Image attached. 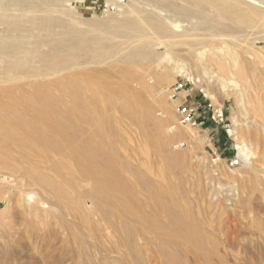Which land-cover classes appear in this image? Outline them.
Returning a JSON list of instances; mask_svg holds the SVG:
<instances>
[{"label": "bare ground", "instance_id": "6f19581e", "mask_svg": "<svg viewBox=\"0 0 264 264\" xmlns=\"http://www.w3.org/2000/svg\"><path fill=\"white\" fill-rule=\"evenodd\" d=\"M36 1L10 0L20 14L4 18L0 30V245L18 248L9 251L8 246V250L2 246L0 253L10 260H20V264H64L67 259L69 264H146L138 242V236H143L141 226H145L153 235L151 242L162 264H185L188 246L205 264H229L220 249L224 248L222 243L205 229L204 215L181 208L177 201L181 194L177 193L176 198L161 177L147 169L149 163L144 167L129 155L134 140L127 131L121 132L120 138L115 118L100 121L96 100L102 99L97 86L79 89L73 95L74 101L68 100L61 78L71 69L84 68L78 66L82 61H88L90 69L94 67L86 70L95 76L100 67H119L126 75L125 84L120 79L123 89L133 100L125 106L133 110L143 105L146 117H151L153 104L146 101L155 96L154 89L149 84V72L139 64L168 56L178 58L190 66L192 78L197 80L195 69L207 74L216 71L211 67H223L213 57L219 59L223 54L237 63L234 50L222 45L226 41L223 36L243 27L252 28L264 0H248L252 3L244 10L238 0H143L153 8L151 12L140 10L110 27L94 23L93 28L64 24ZM178 1L187 5H179ZM190 16L205 34L184 41L189 29H184L179 20ZM246 61L241 58L234 73L247 86V76L254 73L255 64ZM106 77L101 75L104 82ZM53 88L61 89V94ZM251 99L250 113L264 130V100L258 94ZM172 108L175 110V106ZM162 111L165 120H170L167 103ZM155 135L162 146L169 143L168 136L158 131ZM120 141L124 150L117 148ZM256 142L261 144L264 161V131ZM237 150L243 152L242 148ZM159 157L168 170L169 164L178 163L170 156ZM256 173L247 172L241 187L248 193L244 191L240 197L244 204L253 202L257 210L264 212V181ZM144 192L154 207L163 204L168 221L156 222L149 217L139 199Z\"/></svg>", "mask_w": 264, "mask_h": 264}, {"label": "rangeland", "instance_id": "374dc122", "mask_svg": "<svg viewBox=\"0 0 264 264\" xmlns=\"http://www.w3.org/2000/svg\"><path fill=\"white\" fill-rule=\"evenodd\" d=\"M238 1V6H241L243 10L248 3H252L248 0ZM143 2V0H124L121 3L117 0H38L37 3L39 6H44V8L47 7L48 9L46 10H50V15L60 18L64 24L70 23L77 27L83 26L91 28V24L94 23V25L107 24V26L110 27L124 18H127V16L131 17L135 15L140 12V10L145 13L151 12L153 8ZM178 4L183 6L187 5L184 1H178ZM47 5H49V7ZM51 10H54L55 12ZM263 10L264 8L259 10L258 19L252 28L243 27L240 29L241 31L237 33H227L223 36V39L226 41L222 45H224L225 49L232 48V50H234L237 63H240L241 58H243L245 61L247 60V64H255L254 67L256 69L246 65L247 67H251L254 72L253 74H248L246 79L248 80L246 81L247 86L242 85L244 84V81L240 80L235 74L238 67H236V65L239 63L237 64L233 59H229L227 56L221 54L219 59L213 57L212 60H214L216 64L222 63L223 69L221 68L217 70V68L211 67L212 70L216 71L207 74L202 73L201 70L197 71L195 69L194 74L198 80L195 82L196 86L194 88H185L180 92L177 98H170L167 89L171 85L181 81L185 76H193L192 73H190V66L185 65L183 62L179 61L178 58H171L170 56H168L169 58L162 57L158 60H149L150 62L143 60L139 64V67H142L143 70L149 72V84L152 89H154L153 96L155 95L152 98L150 97L151 100L149 101L143 99L144 101L151 103V105L153 104L152 107L154 109V112L152 111L151 113V117H146L144 113L145 108H142L143 105H140V108L135 107L133 110H128L125 106V104L132 99L127 97L128 95L123 89L125 84L124 78L126 75L124 77V74L118 70L119 67H114L112 70H106L104 67H97L98 70H102L97 71L101 74L99 73L95 76L89 72L94 70V67L90 69L91 66L89 67V62L82 61L78 64V66L80 65L79 67L84 66V68H78L82 73L80 71L77 72L78 69H74L75 72L71 69V71L69 70L70 72L68 71L69 74L66 73L67 76L64 73L65 75L63 74L64 76L62 75L63 77L61 78V86L63 92H65L64 94L68 95L66 96L68 100L74 101L73 95L78 92L79 89L86 86L89 88L91 86L90 89H92L97 86L96 90L99 93L100 99H102L99 100L98 98L96 100V106L99 109L98 111L100 114V121L105 120L106 118H115L117 124L116 133L118 132L120 138L122 139V134L127 131L126 134L134 140L133 143L135 144V147L129 152L131 153L129 155L132 158L139 159L144 167L145 165H149L148 167L150 168H146L149 169L150 172L152 171V173L155 172L158 178L161 177L160 181L165 184L166 188H168L173 195H176V198L178 194H181L180 200H177L181 208L192 214H197L196 211H198V214L201 213L200 215H204V225L207 226L205 229H207L211 238L222 243L224 248L220 247V249L222 250V254L226 255L225 257H227L226 259L229 264H264V212L259 209L257 210V207H255L256 204L254 205L253 202L251 203L247 200L248 204L247 202L244 204L240 197L244 191L246 194L248 193V190H243L241 187L243 182L248 178L247 172H257V178L264 181V161L262 158L261 144L256 142V139L263 135L264 130L256 121V118L250 113V105H252L251 98L253 95L255 96L258 94L264 100ZM0 12V30L3 27L2 23L6 17H10V15L13 14H20L19 11L16 12L15 6H11L10 0H0ZM57 13L59 15H57ZM29 14L31 13L26 15ZM179 22L184 29H189L187 31L189 34L186 32L187 38L184 41H189L188 38L192 36L200 38L205 34V32L196 28L199 25L197 20L192 16L180 18ZM192 28L195 30L190 32ZM174 35H178V33H174ZM232 35H234L235 39H233ZM177 38L178 37H175L173 41L176 42ZM190 40H192V38H190ZM84 70H86V72ZM86 73L89 75L87 76ZM255 73H257L258 77ZM101 75H108V77L105 78L106 82L103 81ZM251 75L253 76L251 77ZM70 76L73 77L71 78ZM83 77L87 79H83ZM99 77L101 80L97 79ZM121 77H123V79ZM112 79L115 80L113 81ZM120 79L123 80L124 84ZM249 80H251V82L253 80L254 82L251 83ZM112 83L115 90L111 88ZM106 86L108 88H106ZM109 86L110 89L113 90L110 91ZM116 86L118 88L120 87L119 89L121 91L119 89L116 91ZM69 87L71 89H69ZM196 87L203 88L207 98L215 104L223 107L227 122L230 124L231 131L229 135L220 128H216L207 122L197 127H185L177 123L176 108L181 101L186 99L187 102H195L203 105V97L201 93L195 89ZM249 88L252 90H248ZM57 89H55L54 92L59 94L60 91L61 94L62 90L58 89L57 91ZM102 91L104 93L107 91L108 93L104 94ZM154 91H156V93ZM156 94L159 95L157 96ZM123 96L126 97L123 98ZM101 101H103V103ZM164 103H167L168 106H170V120H165L166 116H164L165 114H163L162 111ZM172 106H175V110H173V108L171 109ZM172 120H175V123ZM157 131L169 137V143H167L166 146H162L159 143L160 137L157 138L158 136L155 135ZM121 132L123 133L121 134ZM142 133H144V135ZM120 142L121 143L117 148H123L122 150H124L122 141ZM137 143L140 150H137ZM238 147L243 149V152L240 154L237 153L239 151L237 150ZM141 150L145 151L143 152ZM153 150L154 152L157 151V153H154ZM147 152L148 154H146ZM159 155L162 158L165 156L176 158L178 163L175 166L168 163L169 171L161 161H158L160 158ZM143 158L147 159L148 162L146 163V160ZM142 194L143 195L140 196L139 199L141 202H144V206H146L144 210L149 217L156 222L168 221L169 217L165 215L166 209L163 207V204L161 205L162 207L160 205L154 207L150 202L148 193L144 192ZM144 195L149 198H146ZM2 206L3 205L0 203V208ZM155 216L157 218H155ZM258 223H261V226H259ZM141 227L143 230V236H138V242L142 245L141 252L143 253L145 262H147L146 264H162V258L155 251V247L151 242V240H153L152 233L150 234L147 227ZM1 244H3V248L0 245V250L6 249L7 246L9 251H17L18 249L7 243ZM12 246L15 247V249ZM188 248L190 249V246H188ZM189 249L185 257V264H205L202 257L198 256V254L193 255L192 250ZM42 252L44 253V251ZM9 260L10 258L7 257L6 254L0 253V264L21 263L18 259L13 258V260H18V262ZM68 261V259L65 260L64 264H69Z\"/></svg>", "mask_w": 264, "mask_h": 264}, {"label": "built area", "instance_id": "2783aa9c", "mask_svg": "<svg viewBox=\"0 0 264 264\" xmlns=\"http://www.w3.org/2000/svg\"><path fill=\"white\" fill-rule=\"evenodd\" d=\"M117 1L121 3L124 0ZM197 81H194L190 76H185L181 81L176 82L167 89L168 96L177 98L185 88H194ZM195 89L201 93L204 101L203 105L187 102L186 99L181 101L176 108L177 123L185 127H197L207 122L229 135L231 131L230 124L227 122L223 107L207 98L203 88L196 87Z\"/></svg>", "mask_w": 264, "mask_h": 264}]
</instances>
